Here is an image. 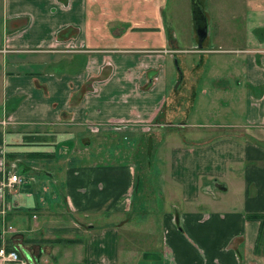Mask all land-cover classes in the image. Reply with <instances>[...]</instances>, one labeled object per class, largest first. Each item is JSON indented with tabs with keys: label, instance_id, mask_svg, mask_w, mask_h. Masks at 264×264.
<instances>
[{
	"label": "crops",
	"instance_id": "1",
	"mask_svg": "<svg viewBox=\"0 0 264 264\" xmlns=\"http://www.w3.org/2000/svg\"><path fill=\"white\" fill-rule=\"evenodd\" d=\"M238 1L241 39L202 5L205 38L194 27L179 48L160 23L169 0H0V245L27 264H124L143 143L162 142L170 264H264V220L250 216L264 214V0ZM176 51L198 58L179 59V78ZM146 125L168 131L154 144Z\"/></svg>",
	"mask_w": 264,
	"mask_h": 264
},
{
	"label": "rangeland",
	"instance_id": "2",
	"mask_svg": "<svg viewBox=\"0 0 264 264\" xmlns=\"http://www.w3.org/2000/svg\"><path fill=\"white\" fill-rule=\"evenodd\" d=\"M204 6V10L209 11L211 14L212 9V18L216 20H222V23H227L229 27L231 23L235 25V39L237 41L241 39L240 32L242 31L243 19L241 20L242 10L244 9V4L239 3L238 0H200ZM231 10L236 13L237 17L234 21H230V12ZM163 17L160 18L161 26L164 27V32L167 34L168 29L173 31L175 37H178L179 48H186L187 45L182 42L186 39V36L190 31L194 29L193 22V8L192 0H169V3L166 4V7L163 11ZM209 24H213L211 19L208 20ZM225 46V45H223ZM177 55L176 60L169 58L170 69L173 77L175 75L182 77L183 71L180 67V60L186 61H196L198 58L195 54L187 52H175ZM185 53V57H179V55ZM226 54H210L206 59L209 61H218L224 62L227 55ZM222 78H216L214 84L209 82V86L213 85H222V81H219ZM179 79L172 81L171 77V86L174 88ZM176 89V88H175ZM220 90V88H219ZM176 93L183 94L184 86L183 84L180 88L176 89ZM219 95H225L223 91H218ZM183 105L181 109H186V100H183ZM218 105L215 106L218 110L222 111L223 100L217 101ZM196 107V106H195ZM197 108V107H196ZM217 110V111H218ZM216 111V112H217ZM220 111L218 114H220ZM234 113L240 115L242 113L239 105H236ZM215 114V113H214ZM213 114V115H214ZM217 114V113H216ZM195 108L191 109L189 118H195ZM210 121L222 120L221 117H215L208 115L206 117ZM197 120V118H195ZM166 126H159L151 128L150 130L140 129L144 133V139H149L151 136H155V142L158 143V137L168 130H164ZM222 130V129H220ZM223 131V130H222ZM183 133L182 136L184 139L188 140V136ZM180 137V135H176ZM140 140V141H141ZM158 140V141H157ZM148 141V140H146ZM140 144L142 143L139 142ZM162 144V142H161ZM161 144L158 147H148L147 142H144V155L141 156L144 164H140V177H138V182L136 185V199L132 206V210L128 215L122 219L121 230H120V242L122 249L126 252L124 257V264H144L147 260L152 264H170L169 253L165 252L162 229H161V219L166 214H172L173 208L172 204L175 201V192L176 190L168 185L163 179V171L165 169V159L167 156V149L161 147ZM15 157H17L15 155ZM21 157H19L20 159ZM15 158L14 162L19 160ZM21 164V163H20ZM12 172V171H10ZM139 176V174H138ZM155 255V258L144 259L142 256L144 254Z\"/></svg>",
	"mask_w": 264,
	"mask_h": 264
},
{
	"label": "built area",
	"instance_id": "3",
	"mask_svg": "<svg viewBox=\"0 0 264 264\" xmlns=\"http://www.w3.org/2000/svg\"><path fill=\"white\" fill-rule=\"evenodd\" d=\"M150 126L146 125L144 130ZM21 181L20 176L16 172H12L8 178L7 185L13 186L14 183ZM0 264H27L24 257H21L17 250L14 248H7L3 244L0 245Z\"/></svg>",
	"mask_w": 264,
	"mask_h": 264
},
{
	"label": "water",
	"instance_id": "4",
	"mask_svg": "<svg viewBox=\"0 0 264 264\" xmlns=\"http://www.w3.org/2000/svg\"><path fill=\"white\" fill-rule=\"evenodd\" d=\"M192 8H193V22L195 27V32L201 44L202 40L205 38L207 33V22L204 14L203 6L200 0H192ZM178 83H176V86Z\"/></svg>",
	"mask_w": 264,
	"mask_h": 264
},
{
	"label": "trees",
	"instance_id": "5",
	"mask_svg": "<svg viewBox=\"0 0 264 264\" xmlns=\"http://www.w3.org/2000/svg\"><path fill=\"white\" fill-rule=\"evenodd\" d=\"M31 154H34V153H31ZM251 217H255V218H262V220H264V214H258V213H255V214H250ZM9 248V247H7Z\"/></svg>",
	"mask_w": 264,
	"mask_h": 264
}]
</instances>
